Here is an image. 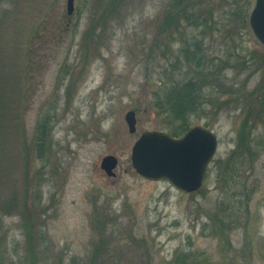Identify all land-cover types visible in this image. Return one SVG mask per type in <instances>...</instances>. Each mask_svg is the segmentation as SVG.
<instances>
[{
	"label": "rangeland",
	"instance_id": "rangeland-1",
	"mask_svg": "<svg viewBox=\"0 0 264 264\" xmlns=\"http://www.w3.org/2000/svg\"><path fill=\"white\" fill-rule=\"evenodd\" d=\"M180 2L75 0L69 14L67 0H0L5 264H264V48L248 28L251 0H192L180 27L161 30ZM195 39L228 63L190 117L219 147L204 185L185 193L142 177L131 153L144 130L171 133L153 90L192 76L168 66ZM240 134L257 150L248 159L232 154ZM108 154L115 176L100 166Z\"/></svg>",
	"mask_w": 264,
	"mask_h": 264
},
{
	"label": "water",
	"instance_id": "water-1",
	"mask_svg": "<svg viewBox=\"0 0 264 264\" xmlns=\"http://www.w3.org/2000/svg\"><path fill=\"white\" fill-rule=\"evenodd\" d=\"M75 0H67V12H74ZM248 28L252 39L264 48V0H251ZM129 131H137L136 112L125 114ZM219 147L217 134L203 125H195L180 136L164 130L146 129L132 146L131 159L135 170L149 180H167L176 189L191 193L206 180L207 169ZM118 158L105 155L101 168L115 176Z\"/></svg>",
	"mask_w": 264,
	"mask_h": 264
},
{
	"label": "trees",
	"instance_id": "trees-1",
	"mask_svg": "<svg viewBox=\"0 0 264 264\" xmlns=\"http://www.w3.org/2000/svg\"><path fill=\"white\" fill-rule=\"evenodd\" d=\"M180 1L181 2L178 4V8L170 5L171 9H169V12H167L165 15L161 30L164 31L171 26H175V28L180 27L179 23L181 20L187 17V5L190 4L192 0ZM183 5H185V9L181 8ZM193 24L198 25L199 23L196 21ZM171 51L172 50H170L168 44L163 48L162 54L167 55L170 54ZM205 54L206 50L204 49L203 44L198 42L197 39L186 42L183 41V44L179 49V54L176 56V58L172 61L168 59V61L171 62L168 67L172 68L174 77L182 73L184 70L186 71L188 68L189 70L187 72L188 74L191 73L192 76L184 79L180 78L179 80L173 79L172 81L168 82L164 81L157 89L153 90L155 107L159 110L160 114H163L168 119L165 121V126L174 135H181L192 126L190 123V117L192 115H201L200 113H202L204 110L202 107L203 103L209 96V93H206V89L210 87L214 88V86L218 83V79L213 78V75L217 72L218 74H221L224 69V65L221 64L228 63V61L223 60L218 66L217 63L214 62L215 58L208 59V56ZM1 101L3 104V100L0 98V105ZM41 126L45 127L44 124ZM46 136V129L41 128L40 154H43L42 151L44 152L42 143L45 141ZM240 137L241 139L239 144L236 150L232 153L233 156L238 155L244 159L254 156L257 150L255 151L253 149L251 139L247 136L243 138L241 134ZM4 204L9 206L12 205L9 200L7 202L3 201L0 204V208H3V206H5ZM34 223L35 221H27L25 224L29 244H31L34 236L32 231ZM0 242L2 244L1 236ZM1 244L0 264H5V261L3 260L4 248ZM183 256L178 257L182 260V263H184V258L182 259ZM36 259L37 258L35 255L31 256L32 261L30 264H38Z\"/></svg>",
	"mask_w": 264,
	"mask_h": 264
}]
</instances>
